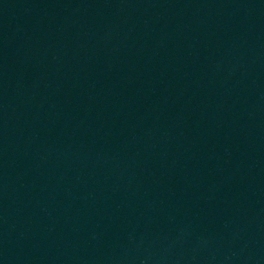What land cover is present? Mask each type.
<instances>
[{
  "label": "water",
  "instance_id": "obj_1",
  "mask_svg": "<svg viewBox=\"0 0 264 264\" xmlns=\"http://www.w3.org/2000/svg\"><path fill=\"white\" fill-rule=\"evenodd\" d=\"M0 264H264V0H0Z\"/></svg>",
  "mask_w": 264,
  "mask_h": 264
}]
</instances>
